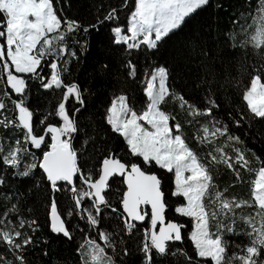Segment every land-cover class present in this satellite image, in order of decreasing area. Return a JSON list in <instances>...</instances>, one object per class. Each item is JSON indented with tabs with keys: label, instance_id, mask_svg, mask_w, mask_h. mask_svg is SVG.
<instances>
[{
	"label": "snow or ice",
	"instance_id": "snow-or-ice-1",
	"mask_svg": "<svg viewBox=\"0 0 264 264\" xmlns=\"http://www.w3.org/2000/svg\"><path fill=\"white\" fill-rule=\"evenodd\" d=\"M61 2L0 0V264L49 243L39 205L56 236L78 221V264H264V158L238 134L264 125V0L223 39L193 26L212 0H100L87 25ZM103 27L119 58L96 65L110 99L92 110L93 87L70 78L91 49L78 34ZM33 93L58 95L41 111ZM221 166L254 174L247 198L217 183Z\"/></svg>",
	"mask_w": 264,
	"mask_h": 264
},
{
	"label": "trees",
	"instance_id": "trees-1",
	"mask_svg": "<svg viewBox=\"0 0 264 264\" xmlns=\"http://www.w3.org/2000/svg\"><path fill=\"white\" fill-rule=\"evenodd\" d=\"M100 0H62L61 3L57 4V7H64L66 9V14L70 18H76L81 23L87 25L89 23L95 22V8L92 6L94 4H98ZM103 2L108 5H116L118 4V0H103ZM213 6L209 8L206 12H204L201 16L197 17L196 21L193 22V26H199L205 22L212 23L214 32L213 35L217 38L223 39L225 35L232 29V18L236 14H242L244 9H246L251 2L254 6L256 0H212ZM71 4V7H68V4ZM217 4H222L223 8H217ZM124 17L121 15V22H123ZM251 22V21H249ZM239 29L237 28V31ZM191 31L190 28H186L185 32L189 33ZM108 28L103 27L99 33L91 32L90 34H85L80 32L78 34V39L81 41L85 39H91V49L89 50L90 54L82 57L81 63L75 66V71L73 73V77L70 79H78L84 85H91L93 87V91L96 93L95 97H90L89 103L94 105L92 110L95 108H103V106L108 103L110 99V94L106 95V92L109 90L100 86L99 78L96 77L95 67L101 60H109L113 62V67H115L114 61L119 58V53L117 51H113V55L111 57H107L100 49V45L107 44L108 42ZM140 64L143 67L144 60L143 57L140 58ZM245 79H247L245 77ZM130 88H136L139 95V85L133 83L128 85ZM56 95L58 94H46V95H38L33 93V104H39L44 107L41 108V111H44L48 105V102L51 100L52 103L56 102ZM239 93H237V96ZM167 110L173 111L175 113H179L178 104L170 103L167 105ZM179 119L181 122L184 120V114L179 113ZM198 127V126H197ZM245 128H241L238 132L242 136L243 139L247 142V147L255 150V152L264 158V140L254 139L253 137L257 136L258 131L264 132V125L255 124L252 133L250 136L244 135ZM2 132V129H0ZM196 134V128L194 127H185V135L188 137L190 143H193V137ZM197 145V144H196ZM194 145L195 147H197ZM198 148V147H197ZM203 155V152H201ZM94 161H90V164ZM258 167L259 165H255ZM244 180L243 182L235 181L233 175L228 172L224 166H221L219 173L216 176L217 183L221 186L231 185V191L240 196L241 198H247L250 191V182L254 179V174L244 172L242 173ZM167 183V181H166ZM115 191V189H113ZM61 208L64 205V196L61 195L59 197ZM0 211H2V205H0ZM250 211V210H245ZM39 222L41 224V230L37 232L36 238L37 241H43L47 239L49 243L47 245L39 244L38 246L30 253L28 259L29 264H78L79 256L76 252L77 246L81 243V235L77 231V223L76 219H72L70 222V228L73 231L74 239L69 241L63 236H56L52 234L48 228L46 222V213L45 206L39 205ZM171 216V212L169 213ZM66 217V213H65ZM67 218V217H66ZM186 219V218H185ZM188 230H190V225L188 226ZM139 235V234H138ZM133 249L132 256L129 257L130 261H136L138 258V253L135 251L136 245H131ZM187 247V245H185ZM47 248L49 255L43 256L42 249Z\"/></svg>",
	"mask_w": 264,
	"mask_h": 264
},
{
	"label": "rangeland",
	"instance_id": "rangeland-1",
	"mask_svg": "<svg viewBox=\"0 0 264 264\" xmlns=\"http://www.w3.org/2000/svg\"><path fill=\"white\" fill-rule=\"evenodd\" d=\"M196 146H197L198 148H200V147H201V146H200V145H198V144H197Z\"/></svg>",
	"mask_w": 264,
	"mask_h": 264
}]
</instances>
